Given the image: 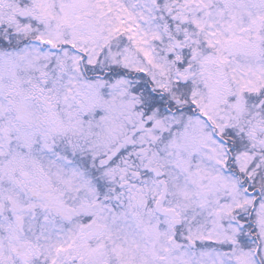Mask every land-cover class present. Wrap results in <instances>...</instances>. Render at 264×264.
Wrapping results in <instances>:
<instances>
[{
    "label": "snow or ice",
    "instance_id": "6c2138e0",
    "mask_svg": "<svg viewBox=\"0 0 264 264\" xmlns=\"http://www.w3.org/2000/svg\"><path fill=\"white\" fill-rule=\"evenodd\" d=\"M0 264H264V0H0Z\"/></svg>",
    "mask_w": 264,
    "mask_h": 264
}]
</instances>
